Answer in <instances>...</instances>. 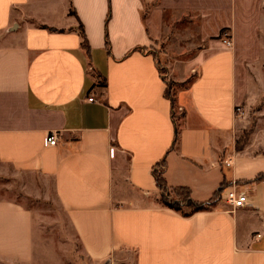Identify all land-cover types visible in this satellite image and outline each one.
Masks as SVG:
<instances>
[{
  "label": "crops",
  "instance_id": "1",
  "mask_svg": "<svg viewBox=\"0 0 264 264\" xmlns=\"http://www.w3.org/2000/svg\"><path fill=\"white\" fill-rule=\"evenodd\" d=\"M263 34L264 0H0V175L51 185L88 264L116 252L134 264H264V181L253 182L264 174V109L237 147L264 98ZM173 40L200 49L183 60ZM157 42L168 80H190L172 102ZM162 160L166 184L195 201L225 185L216 205L189 216L164 206L152 176ZM233 187L247 195L242 208L221 198ZM33 243L32 213L0 200V264L29 263Z\"/></svg>",
  "mask_w": 264,
  "mask_h": 264
},
{
  "label": "rangeland",
  "instance_id": "2",
  "mask_svg": "<svg viewBox=\"0 0 264 264\" xmlns=\"http://www.w3.org/2000/svg\"><path fill=\"white\" fill-rule=\"evenodd\" d=\"M178 31L186 30V22L177 25ZM190 28V27H189ZM194 26L192 32H194ZM227 35V34H226ZM224 33L221 35L223 41ZM264 43V34L261 36ZM174 41V40H173ZM179 48H182L183 55L180 59L188 60L200 47H190L189 42L177 41ZM152 53L158 60L159 70L170 86V99H175L177 90L186 88L188 85H175L168 80L167 67L170 57L167 51V42L154 43ZM176 59H173V61ZM196 73V70H194ZM191 74L194 77L195 74ZM180 87V88H179ZM264 109V98L257 106L252 108L249 121L250 126L244 130L237 141V147L244 146L257 123L256 115ZM183 111L176 104H173V122L178 126L182 120ZM3 173L0 175V200H9L27 209L33 216V259L27 264H88L83 251L79 245L76 234L71 226L67 212L55 201L51 185L33 175L23 174L11 168L1 166ZM159 194V193H158ZM227 193L222 195L225 199ZM160 197V196H159ZM215 204L211 205L215 206ZM208 208V209H209ZM181 212H187L182 209ZM102 264H134L133 256H127L124 252H116L105 263Z\"/></svg>",
  "mask_w": 264,
  "mask_h": 264
},
{
  "label": "trees",
  "instance_id": "3",
  "mask_svg": "<svg viewBox=\"0 0 264 264\" xmlns=\"http://www.w3.org/2000/svg\"><path fill=\"white\" fill-rule=\"evenodd\" d=\"M80 35L82 37L81 48L85 52V55L90 62V48L85 38L82 27H80ZM169 92H170V86L168 84L165 91V96L170 99ZM177 140H178V132L175 131L174 144L177 142ZM164 171H165L164 160L157 163L152 169V176L154 178L155 185L160 196V200L164 206L174 211L180 212L183 216H189L192 213L208 210V208L211 205L219 201L220 193L225 188V185H221L209 200L205 202H198L193 200L189 189L184 187H169L166 184L163 176ZM261 181H264V174H259L253 179V182H261ZM182 209H187V212L184 213L181 212Z\"/></svg>",
  "mask_w": 264,
  "mask_h": 264
},
{
  "label": "built area",
  "instance_id": "4",
  "mask_svg": "<svg viewBox=\"0 0 264 264\" xmlns=\"http://www.w3.org/2000/svg\"><path fill=\"white\" fill-rule=\"evenodd\" d=\"M223 44L225 47L230 48L232 42L226 34L223 36ZM89 102L93 101V98L88 99ZM240 109H236L235 112L239 113ZM47 145L53 147L57 145V136L54 133H49L46 137ZM228 166V164H227ZM222 198V196H221ZM233 209L242 208L247 204V195L244 192H237L233 187L230 191L227 192V195L224 199Z\"/></svg>",
  "mask_w": 264,
  "mask_h": 264
}]
</instances>
